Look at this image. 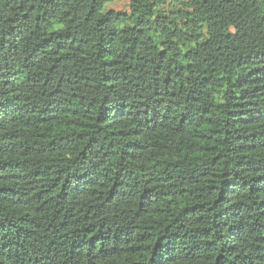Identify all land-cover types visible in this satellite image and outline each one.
I'll list each match as a JSON object with an SVG mask.
<instances>
[{
    "label": "trees",
    "instance_id": "obj_1",
    "mask_svg": "<svg viewBox=\"0 0 264 264\" xmlns=\"http://www.w3.org/2000/svg\"><path fill=\"white\" fill-rule=\"evenodd\" d=\"M0 264H264V0H0Z\"/></svg>",
    "mask_w": 264,
    "mask_h": 264
}]
</instances>
